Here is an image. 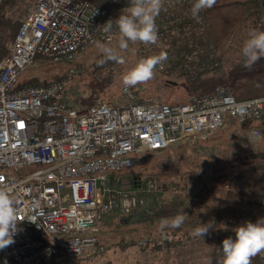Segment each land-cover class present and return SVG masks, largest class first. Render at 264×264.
Masks as SVG:
<instances>
[{
    "label": "built area",
    "instance_id": "1",
    "mask_svg": "<svg viewBox=\"0 0 264 264\" xmlns=\"http://www.w3.org/2000/svg\"><path fill=\"white\" fill-rule=\"evenodd\" d=\"M193 3L163 0L158 38L189 35ZM116 11L91 0H35L0 60V187L14 198L20 218L14 243L0 250V264L102 254L100 227L109 214L123 205L131 213L139 197L182 194L176 183L160 189L154 175L131 178L129 188H119L113 176L142 166L146 153L206 140L230 119L264 123V96L239 100L229 85L174 103L122 85L120 102L99 99L87 108L74 107L65 95L82 73L77 66L50 83L20 85L21 74L39 62L72 64L95 44L114 43ZM109 20L105 32L99 26ZM257 27L264 31V0ZM263 136L261 127H251L253 141Z\"/></svg>",
    "mask_w": 264,
    "mask_h": 264
},
{
    "label": "rangeland",
    "instance_id": "2",
    "mask_svg": "<svg viewBox=\"0 0 264 264\" xmlns=\"http://www.w3.org/2000/svg\"><path fill=\"white\" fill-rule=\"evenodd\" d=\"M93 1L105 7L115 5L118 9L116 19L122 9L129 6L127 0ZM28 11L27 7L21 8L19 17L22 19ZM250 33L237 31L230 42L242 57V49L252 35ZM168 38H158V45L129 43L128 49L121 51L118 48V31L114 43L103 44L115 48L123 63L107 61L100 65L98 61L103 54L95 44L75 63L59 65L46 62V66L38 67L43 64L39 62L27 69L22 79L32 76L46 81L62 79L71 65L77 66L82 73L67 86L65 95L74 107L87 108V102L92 104L99 99L120 102L123 76L141 59L162 52L167 54V59L155 67L154 78L136 85L140 97L154 96L174 103L182 102L192 94L210 93L218 85H229L234 91L232 75H247L264 69V57L248 67L244 64L234 67L228 60L224 63L219 61V51L207 52L203 57L194 52L177 53V48L181 46L182 49L184 45L175 37ZM172 42L177 44L172 45ZM182 55H186L184 63L189 68L190 78L185 74L184 64H174ZM191 63L194 64L192 67ZM197 75L200 77L198 80ZM105 82L107 87L103 88ZM112 93L114 97L111 98ZM253 126L263 129L264 123L240 124L230 119L224 129L206 140L146 153L147 160L142 166L118 172L120 178L154 175L160 189L176 183L180 185L182 194L156 193L150 201L139 197L138 206L131 209V213L125 212L123 205L101 224L100 241L106 247L102 254L89 253L80 260L71 261L60 256L54 259L53 264H208L206 254L212 248V241L206 236L194 235L200 222L214 219L215 231H232L245 221L253 222L264 217V136L260 141H253L250 137ZM184 212L188 217L180 228H166L161 233L159 224L162 219Z\"/></svg>",
    "mask_w": 264,
    "mask_h": 264
},
{
    "label": "clouds",
    "instance_id": "3",
    "mask_svg": "<svg viewBox=\"0 0 264 264\" xmlns=\"http://www.w3.org/2000/svg\"><path fill=\"white\" fill-rule=\"evenodd\" d=\"M215 4L216 0H194L190 9L191 16L199 20L200 12L212 8ZM162 10L163 0H129V6L122 9L119 18L115 19L119 31V50H127L129 43L155 44L158 40L156 21ZM111 21L109 20L99 27L103 28L105 32H109L112 28ZM96 47L103 54V58L98 61L100 65L107 61L124 62L115 48L103 43H97ZM242 54L245 57V67L264 57V31L253 33L245 41ZM166 59L167 54L163 52L157 56L141 59L133 69L123 76V85L134 87L150 81L154 78L155 67ZM15 203L9 191L0 187V250L14 243V235L18 231L20 218ZM187 217L188 214L184 212L162 219L159 230L163 234L166 228H180ZM28 220L31 221V219ZM216 228L214 219L207 223L200 222V226L194 230V235L204 238L210 230ZM232 231L235 233V239L229 237L223 240V256L217 261V264H251V258L264 251V217L259 218L256 222L245 221L234 227Z\"/></svg>",
    "mask_w": 264,
    "mask_h": 264
},
{
    "label": "trees",
    "instance_id": "4",
    "mask_svg": "<svg viewBox=\"0 0 264 264\" xmlns=\"http://www.w3.org/2000/svg\"><path fill=\"white\" fill-rule=\"evenodd\" d=\"M91 1L94 2L93 0ZM95 4L105 7L102 3ZM34 5L35 0H3L0 2V60L8 54L9 46L19 31L21 26V18L19 17L21 8L27 7L30 10ZM259 15L260 0H216V4L212 8L204 10L199 15V20L193 18L186 22L185 29L190 31V34L176 38L180 40V44L184 45L182 49L181 46L177 48V53L194 52L203 57L210 52L219 51L218 59L220 62L224 63V61L228 60L227 62H229L230 66L239 67L244 64L245 57L239 55L235 48L230 46V42L237 31H249L251 32L250 34L259 33L257 27ZM173 43L177 44V42ZM184 62H186V55H182L178 63L174 64L181 66V64H186ZM48 63L51 64L52 62ZM48 63H43L38 67L46 66ZM193 65L191 63V67ZM188 70L189 68L185 65L184 71L188 75L187 77L190 76ZM22 76L21 74L20 85L44 84L52 81L39 80L33 76L23 80ZM196 78L198 80L200 78L199 75ZM231 81L235 95L239 100H250L253 97L264 96V69L247 75L234 74L231 77ZM106 82L103 88L107 87ZM110 95L111 98L114 97L113 93ZM95 99H92V101ZM90 104V101L87 102L86 107ZM234 235L235 233L228 229L211 230L205 235L212 241V248L206 254L208 264H217V261L223 256V240L229 237L234 238L232 237ZM53 262H55L54 259L42 264H53ZM251 264H264V251L252 257Z\"/></svg>",
    "mask_w": 264,
    "mask_h": 264
},
{
    "label": "crops",
    "instance_id": "5",
    "mask_svg": "<svg viewBox=\"0 0 264 264\" xmlns=\"http://www.w3.org/2000/svg\"><path fill=\"white\" fill-rule=\"evenodd\" d=\"M264 129V128H263ZM115 182H120V185L123 187H119V188H129V186L131 185V178L129 175H127L124 178H120V175H115Z\"/></svg>",
    "mask_w": 264,
    "mask_h": 264
}]
</instances>
